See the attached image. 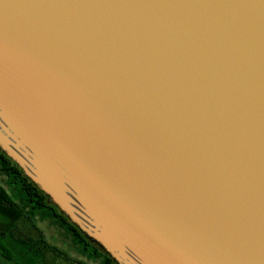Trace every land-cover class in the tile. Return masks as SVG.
Wrapping results in <instances>:
<instances>
[{
  "label": "water",
  "instance_id": "1",
  "mask_svg": "<svg viewBox=\"0 0 264 264\" xmlns=\"http://www.w3.org/2000/svg\"><path fill=\"white\" fill-rule=\"evenodd\" d=\"M0 151L115 264H264V0H0Z\"/></svg>",
  "mask_w": 264,
  "mask_h": 264
},
{
  "label": "trees",
  "instance_id": "2",
  "mask_svg": "<svg viewBox=\"0 0 264 264\" xmlns=\"http://www.w3.org/2000/svg\"><path fill=\"white\" fill-rule=\"evenodd\" d=\"M0 172L6 177L5 183L12 190L11 195H9L0 182L1 214L8 220L7 224L2 227L1 235L10 233L19 221L36 229L34 221L36 217L48 219L56 223L70 237L78 251L89 260L99 261V264H115L96 244L89 241L75 226L69 223L56 207L48 204L46 197L24 177L22 171L1 151ZM15 198H19L23 204H17ZM40 243L46 245L42 237L35 241V245ZM47 248L57 257L65 259L69 264H82L55 247L47 246ZM3 251L8 253L6 249Z\"/></svg>",
  "mask_w": 264,
  "mask_h": 264
},
{
  "label": "rangeland",
  "instance_id": "3",
  "mask_svg": "<svg viewBox=\"0 0 264 264\" xmlns=\"http://www.w3.org/2000/svg\"><path fill=\"white\" fill-rule=\"evenodd\" d=\"M6 177L0 172V182L3 189L11 195L12 190L5 183ZM17 204L23 202L15 198ZM35 228L19 221L6 235L0 234V264H69L62 257H57L47 246L55 247L66 253L71 259L82 264H99V261L89 260L75 247L70 237L53 221L36 217ZM8 220L3 217L0 209V233ZM42 237L45 244L35 245ZM7 250V254L3 251ZM73 264V263H70Z\"/></svg>",
  "mask_w": 264,
  "mask_h": 264
}]
</instances>
